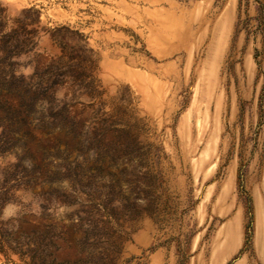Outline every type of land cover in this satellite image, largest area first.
<instances>
[{
	"label": "rangeland",
	"instance_id": "rangeland-1",
	"mask_svg": "<svg viewBox=\"0 0 264 264\" xmlns=\"http://www.w3.org/2000/svg\"><path fill=\"white\" fill-rule=\"evenodd\" d=\"M9 203L0 264H264V0H0Z\"/></svg>",
	"mask_w": 264,
	"mask_h": 264
},
{
	"label": "clouds",
	"instance_id": "clouds-1",
	"mask_svg": "<svg viewBox=\"0 0 264 264\" xmlns=\"http://www.w3.org/2000/svg\"><path fill=\"white\" fill-rule=\"evenodd\" d=\"M27 202V201H25ZM19 211V207L16 204L9 203L5 205V207L0 210V219H9L17 214Z\"/></svg>",
	"mask_w": 264,
	"mask_h": 264
}]
</instances>
